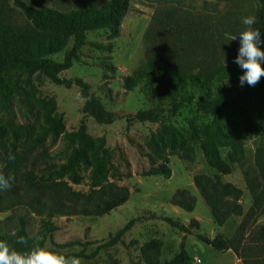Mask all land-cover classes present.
I'll return each instance as SVG.
<instances>
[{
    "label": "rangeland",
    "instance_id": "rangeland-1",
    "mask_svg": "<svg viewBox=\"0 0 264 264\" xmlns=\"http://www.w3.org/2000/svg\"><path fill=\"white\" fill-rule=\"evenodd\" d=\"M15 0H0V21L4 24L26 28L39 33ZM37 6H53L67 10L87 3L102 5L107 0H24ZM259 2L253 0H133L132 8L122 22L121 35L109 39L108 31L99 29L87 33L88 44L80 50V60L61 73L62 77H80L91 84L92 90L102 100L105 107L116 113L117 118L109 124L98 123L93 117L84 114V99L76 85L66 87L57 84L40 72L14 67L3 77L11 88L10 98L6 100L0 94V126L5 127L8 142L20 137L21 161L14 167L8 164L7 154L0 147V174L11 177L19 193L29 188L27 174L39 180L48 176L51 165L59 166L67 161L73 151V145L66 133L77 130L82 121L86 124L87 136L106 137L109 149L107 171L110 181L130 189L129 199L121 206L103 216L83 214L57 215L53 220L58 225L48 236L45 247L62 254L79 251L82 248L90 252L96 245L107 241L118 229L136 219L134 225L123 235L117 244L100 250L92 259L80 258L81 264H146L141 257V248L151 239L162 243L160 264L170 260L180 251L184 232L173 227L164 217H171L188 225L197 218L200 226L188 234L185 248L193 258L191 264H233L231 255L219 251L201 240L197 233L214 238L218 234L227 237H242V254L249 260L261 257V248L252 245L258 240L260 227L264 224L263 206L256 208L244 223L242 235L239 225L253 204L254 197L264 188L261 163L264 162V127L254 136H248L243 130L242 149L232 152L223 150V157L230 163L232 172L220 174L223 182H231L243 190L241 216H232L224 225H218L211 208L194 184L196 173L215 177L218 172L211 168L202 153L200 144L203 137L202 125L211 121V116L200 112L195 103L184 104L179 111L159 122H133L128 124L126 115L155 105L138 85L132 89L125 87L124 78L145 65L149 58H161L171 63L201 73L208 77L215 69L235 64L234 58L239 48V33L247 26L241 18L257 16ZM174 12V13H173ZM173 13L180 21V30L189 38L188 43L177 45L172 35L164 45L162 31L165 20ZM168 17V18H167ZM179 30V31H180ZM186 36V37H187ZM233 36L236 39L231 40ZM93 43L113 44V50H101ZM73 39L65 49H70ZM61 61L64 51L53 56ZM107 62L114 69L106 66ZM210 88L217 91L218 82L210 79ZM228 85L227 82L222 83ZM187 90L194 92L196 100L204 93L198 86L189 85ZM55 103V104H54ZM166 105V104H164ZM256 108V103L253 108ZM63 116V127L55 132H46L50 118L54 114ZM194 124L197 139L190 140L186 150H174L168 140V126H172L187 139L191 125ZM18 136H16V134ZM152 137H164L161 143V155H169L172 175H143L151 164L152 156L156 164L162 161L160 155H154L150 148ZM93 166L89 162L80 165L83 182L71 184L82 193L90 190ZM130 173V176L128 175ZM179 188H187L196 197L193 211H186L171 202ZM10 191H0V240L7 241L12 247L14 232L21 226V218L26 219L29 235L41 238V218L24 203L14 204ZM10 235L9 238H5ZM81 241H93L94 244L74 245L59 248V244ZM242 245V246H241ZM248 246L250 248H248ZM254 255V256H253Z\"/></svg>",
    "mask_w": 264,
    "mask_h": 264
},
{
    "label": "trees",
    "instance_id": "trees-1",
    "mask_svg": "<svg viewBox=\"0 0 264 264\" xmlns=\"http://www.w3.org/2000/svg\"><path fill=\"white\" fill-rule=\"evenodd\" d=\"M259 2V10L256 23L252 26L261 32V40L264 41V0ZM25 16L31 21L39 33L26 28L13 27L0 21V94L6 100L10 98L11 86L3 82V77L14 67H20L28 71L40 72L53 82L71 87L76 85L80 90V96L84 99L83 112L93 117L98 123L109 124L116 120L115 112L108 110L102 100L92 90L91 84L80 77L65 78L61 73L69 69L75 60H80L81 48L88 44L87 33L94 30L105 29L109 39H115L121 35L122 22L132 8L133 0H107L102 5L87 3L79 7L61 10L53 6L37 7L24 0H15ZM174 13V12H173ZM173 13L165 20L162 31L164 45L172 35L176 36V44L188 43V36L180 30V21L173 18ZM180 30V31H179ZM187 36V37H186ZM73 39L70 49H65ZM101 50L112 51L113 44L93 43ZM264 47V45H262ZM64 51V58L58 61L54 55ZM106 66L114 69L111 62ZM244 70L236 64H228L215 69L206 77L201 73L190 70L180 63H171L161 58H149L144 66L135 70L124 78L125 87L132 89L141 85L147 96L155 102L148 109H142L134 114L126 115L128 124L133 122H159L165 119V113L176 114L184 104L195 103L196 108L206 116H211V121L202 125L201 150L207 164L216 170L215 177L204 173H196L193 181L201 195L211 208L215 222L222 226L232 216H241L243 206L241 203L243 190L231 182H223L220 174H230L232 167L223 157L222 151L229 149L237 152L242 149L243 141L239 134L243 130L246 135L254 136L264 127V76L254 85L244 86L239 84V76ZM210 79L218 82L219 89L212 91ZM227 82L228 85L222 83ZM189 85L198 86L203 90L202 96L196 100L194 92L187 90ZM256 103L257 107L253 108ZM55 104V103H54ZM166 104V105H164ZM63 127V116L57 113L52 115L46 132H55ZM187 139L181 136L172 126H168V140L174 150H186L190 140L199 137L194 124L191 125ZM6 129L0 126V147L7 154L14 155V160H9V166L14 167L21 161L20 137L8 142L5 137ZM18 136L17 133H15ZM67 139L73 145V151L66 162L59 166L51 165L47 171L48 176L35 180L27 174L29 188L19 193L13 182L6 189L13 195L14 204L24 203L35 211L41 218L39 235H29L26 227V219L21 218V226L13 234V249L17 251H30L34 247H45L48 236L59 227L53 220L57 215L83 214L86 216H103L113 209L124 204L130 197V189L110 181L107 171V158L109 149L106 147V137L91 138L87 136L86 124L82 121L77 130L66 133ZM165 143L164 137H152L150 148L154 155H160L162 161L156 164L152 156V166L143 172V175H162L171 177L172 168L169 165V155H161L159 148ZM89 162L93 166L90 190L87 193L76 191L71 184L83 182L80 174V165ZM261 171L264 178V162L261 163ZM2 175L6 176L4 172ZM130 176V173H128ZM264 199V188L254 197L253 204L245 214L239 225V233L242 235L246 218L256 208H261ZM171 202L186 210L193 211L196 205V197L187 188H179L171 199ZM3 208H0V211ZM264 212V206L261 209ZM173 227L184 232L181 249L173 258L163 264H191L193 258L185 248V239L194 229L199 228L200 222L193 218L188 225L171 217H164ZM136 219L131 220L119 228L116 234H112L104 243L96 245L90 252L82 248L79 251L69 252L65 256H76L84 259L94 258L102 249L113 246L123 240V235L131 229ZM197 236L215 249L225 252L232 249L243 264H264V224L261 225L258 240L252 245L261 248V257H252L249 260L242 254L240 243L242 237H227L218 234L210 238L204 234ZM6 235L5 238H9ZM23 238V240H21ZM93 241L85 243L71 241L59 244L63 249L74 245L94 244ZM242 246V245H241ZM251 247V246H250ZM248 246V248H250ZM162 243L159 239H151L141 248V257L146 264H160ZM254 256V255H253Z\"/></svg>",
    "mask_w": 264,
    "mask_h": 264
},
{
    "label": "clouds",
    "instance_id": "clouds-1",
    "mask_svg": "<svg viewBox=\"0 0 264 264\" xmlns=\"http://www.w3.org/2000/svg\"><path fill=\"white\" fill-rule=\"evenodd\" d=\"M241 23L247 27L238 35L240 46L234 63L244 70L239 76L240 86L245 83L254 86L264 76V41L261 40V32L252 27L256 23L255 16H244ZM236 38L237 36H233L231 40ZM8 159L14 160L15 157L9 153ZM10 180L11 177L0 174V191L12 186ZM0 264H81V261L79 257L65 256L44 247H34L26 252L17 251L11 248L7 241L0 240Z\"/></svg>",
    "mask_w": 264,
    "mask_h": 264
},
{
    "label": "crops",
    "instance_id": "crops-1",
    "mask_svg": "<svg viewBox=\"0 0 264 264\" xmlns=\"http://www.w3.org/2000/svg\"><path fill=\"white\" fill-rule=\"evenodd\" d=\"M224 253H227V254L232 256L233 264H243V261L241 260V258H239L237 256V254L232 249H229V250L225 251Z\"/></svg>",
    "mask_w": 264,
    "mask_h": 264
}]
</instances>
